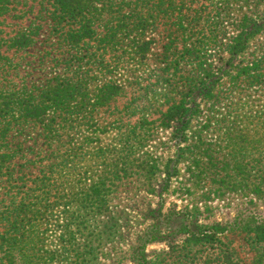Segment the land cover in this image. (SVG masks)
I'll use <instances>...</instances> for the list:
<instances>
[{
	"label": "trees",
	"instance_id": "16d2710c",
	"mask_svg": "<svg viewBox=\"0 0 264 264\" xmlns=\"http://www.w3.org/2000/svg\"><path fill=\"white\" fill-rule=\"evenodd\" d=\"M11 2L0 0V174L7 176L6 184L18 180L14 160L24 157L19 132L30 123H41L49 139L65 136L69 145L72 127L86 126L89 133L82 134L79 148L96 143L91 148L96 154H109L108 145H98L106 127L97 126L91 114L135 83L140 92L125 108L139 113V118L120 133V158H126L127 149H135L145 162L139 166L146 168V179L158 181L161 191L176 184L177 196L187 202L178 210L169 208L163 219L161 198L157 212H147L149 224L122 259L162 264L160 257H149L147 246L174 239L181 255H195V263L190 264H264V0H52L55 25L70 16L82 19L76 32L64 35L75 46L81 41L84 46L85 37L96 29L92 21L106 14L105 41L122 50L117 58L131 67L124 73L119 64H108L104 59L108 46L85 51L77 58H86L85 64L97 68L83 69L79 62L75 75L54 77L38 90L14 87L13 76L7 77L9 69L17 68L7 52L32 46L39 32L38 26L30 24L13 36H3L1 18L10 11ZM156 36L165 39L158 53ZM82 51L78 48L79 56ZM153 60L159 63L157 68H149ZM140 67L148 70L146 84L142 75L133 77ZM151 113L157 117L149 119ZM158 130L167 132L165 143L173 151L165 160L142 150ZM214 147L217 152L227 151L229 159L223 162L225 154L215 155ZM72 157L70 150L65 151L57 169ZM226 167L231 173L220 175ZM208 172L214 176L211 180ZM70 187L72 182H66L63 188ZM37 189L24 186L20 199L18 192L6 190L10 197L6 206L0 199V264H65L68 260V235L59 237L53 251L40 254L36 249L35 237L51 209L44 196L47 190L36 194ZM230 193L242 196L241 206L232 214L212 218L211 202ZM75 199L70 217L82 220L84 209L106 206V183L89 180ZM65 219L69 227L73 221ZM174 222L177 227L172 231ZM228 236L240 237L251 253L249 262Z\"/></svg>",
	"mask_w": 264,
	"mask_h": 264
},
{
	"label": "rangeland",
	"instance_id": "374dc122",
	"mask_svg": "<svg viewBox=\"0 0 264 264\" xmlns=\"http://www.w3.org/2000/svg\"><path fill=\"white\" fill-rule=\"evenodd\" d=\"M51 3L52 0H12L10 11L1 18L2 34L6 38L13 36L17 31L30 24L39 27V32L32 46L7 52L9 58L17 63L16 70L11 71L9 69L7 75L8 78L13 76V80L16 81L14 87L25 86L38 90L48 81L51 83L54 77L75 75L78 70L74 69L79 62L83 69L97 68V65L85 64V57L83 61L77 57L80 58L88 52H98L97 49L106 46L108 48L104 59L107 60V63L119 64L118 68L123 67L121 71L127 73L126 70L131 67V64L117 58V56H122L120 52L122 50L118 49L114 43L110 44L105 41L103 25L107 18L106 14L98 20L92 21V28L96 29L90 35L91 38L90 36L85 37L84 46H82V41L75 46L74 43L64 39V35L69 36L70 32H76L80 28L82 19L79 16H70L64 18L63 23L55 25L51 16ZM87 41L89 44H86ZM156 41L154 51L158 53L165 39L162 36H156ZM78 48L83 50L80 56L78 55ZM158 65L159 63L153 60V63L149 64V68H157ZM137 69L139 70L133 73V77L137 74L142 75L145 82L143 84H146L145 79L148 76V70L144 67ZM3 81L5 84L9 82L7 78H4ZM139 92L135 83L126 85L124 91L118 96L113 97L91 114L97 126L106 127L104 133H100L101 142L98 145H108L111 152L107 155L96 154L97 151L91 149L92 146L97 145L96 143L88 145L90 147L85 144L82 149L79 148L82 134L88 132L86 131L87 127L83 125L72 127L70 130V145L65 136L49 139L47 133L43 131L41 123H30L19 132L18 139L23 143L24 157L14 160L16 163L14 175L18 180L6 184L7 176H4L2 171V175L0 174V199L4 200L6 206L10 198L6 195V190H10L11 193L18 192L17 199H20L24 186L31 184L34 188L39 187L35 190L36 194L42 193L46 186L43 193L47 190L44 196L49 198L51 209L47 211L49 216L45 223H41L40 232L34 240L36 249L39 250L40 254L42 250H55L59 245V237L68 235L71 243L67 241L69 253L65 264H118V262L133 264L128 257L122 259V256L129 255L131 246L144 230L145 224H149L146 223V218H151V215L147 212L151 209L154 210L153 213L157 212L155 208H159L161 198L163 199L161 208L163 219L169 208L174 207L178 210L183 204H186L187 200L184 197L177 196L176 184L171 185L167 191H161L158 181L150 182L146 179L148 174L146 168L139 166V163L145 162L142 155L138 154L135 149H127L124 151L126 158H120L122 156L118 150L122 148L120 133L127 131L125 130L126 125H132L139 118V113L131 114V112L126 111L125 106ZM155 114L151 113L148 118H156L157 115ZM212 135L216 137L217 134L212 132ZM78 136L80 137L79 140L76 139ZM166 137L167 132L158 130L154 137L150 138L151 140L144 142L143 148H141L146 152L156 154L160 160H165L173 152L167 149ZM18 139H16L17 142ZM133 142L132 140L129 143ZM261 148L263 149V146ZM67 150H70L74 157L69 159V162L63 163L58 170V164ZM213 150L215 155L225 154L223 162L229 159L227 151L217 152L216 147ZM243 159L245 162L247 157ZM216 160L222 161L218 157ZM122 162H125L123 166L121 165ZM220 164L218 165L221 166ZM184 166L182 167L184 168ZM210 170L214 172L213 169ZM209 172L208 178L211 180L214 176ZM226 172L231 173L227 167L225 171H219L220 175H224ZM149 177L150 175L148 179ZM160 177L161 174L157 173V179ZM96 178L106 183V193L108 194L106 206L102 209L90 206L82 211V220L73 221L70 216L76 206V204L74 205L77 202L76 193L89 180ZM66 182H72V187L68 190L63 188ZM15 184L18 186L17 188L10 187ZM154 186L156 190L152 191ZM44 196L41 195L40 197ZM79 198L81 199V196L77 197V199ZM221 198L211 202V206L214 207L212 218L218 219L223 214H232L236 207L243 203L242 196L237 193ZM72 203L74 206L71 205ZM65 218L73 221L69 227H67ZM76 224H78V228ZM176 224L177 222H174L172 225V231L176 230ZM230 238L233 239V245L239 251L240 256L245 262H249L251 253L243 246L240 237L228 236L229 240ZM147 254L149 257H160L162 264H190L191 261L195 263L194 260H196L195 255L188 256V258L181 255L177 250V241L174 239L155 241L149 244Z\"/></svg>",
	"mask_w": 264,
	"mask_h": 264
}]
</instances>
